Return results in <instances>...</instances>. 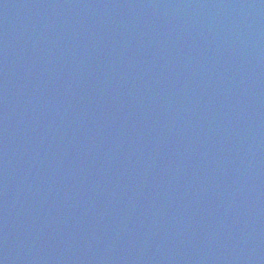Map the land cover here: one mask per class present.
<instances>
[{
	"label": "water",
	"instance_id": "obj_1",
	"mask_svg": "<svg viewBox=\"0 0 264 264\" xmlns=\"http://www.w3.org/2000/svg\"><path fill=\"white\" fill-rule=\"evenodd\" d=\"M0 264H264V0H0Z\"/></svg>",
	"mask_w": 264,
	"mask_h": 264
}]
</instances>
